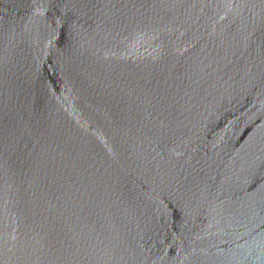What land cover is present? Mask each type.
<instances>
[{"label":"water","instance_id":"1","mask_svg":"<svg viewBox=\"0 0 264 264\" xmlns=\"http://www.w3.org/2000/svg\"><path fill=\"white\" fill-rule=\"evenodd\" d=\"M0 264H264V0H0Z\"/></svg>","mask_w":264,"mask_h":264}]
</instances>
